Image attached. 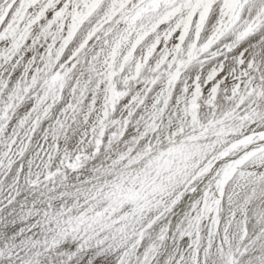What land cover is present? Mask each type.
<instances>
[{
	"label": "rangeland",
	"instance_id": "obj_1",
	"mask_svg": "<svg viewBox=\"0 0 264 264\" xmlns=\"http://www.w3.org/2000/svg\"><path fill=\"white\" fill-rule=\"evenodd\" d=\"M262 40L264 0H0V264H264Z\"/></svg>",
	"mask_w": 264,
	"mask_h": 264
},
{
	"label": "bare ground",
	"instance_id": "obj_2",
	"mask_svg": "<svg viewBox=\"0 0 264 264\" xmlns=\"http://www.w3.org/2000/svg\"><path fill=\"white\" fill-rule=\"evenodd\" d=\"M111 1V0H110ZM172 2V1H171ZM174 2V1H173ZM166 8V7H165ZM160 25V24H159ZM167 26H169V25H167ZM172 29V28H171ZM167 30V29H166ZM162 31V30H161ZM168 31V30H167ZM161 33V32H160ZM165 33V32H164ZM132 36V35H131ZM166 37V36H165ZM173 40V39H172ZM264 42V40H262V41H260V42H257L255 45L253 44V47H255L254 49H253V51H251L250 50V48L248 47V46H252V45H247V46H245L244 47V49H242V52H243V54L244 55H241L240 57H239V59H241L242 61H247V60H249L251 57H260V58H262V62H263V64H264V47H263V43ZM125 47V46H124ZM241 52V51H240ZM261 61V60H260ZM239 63V62H238ZM242 67V66H241ZM251 67V66H250ZM239 68H240V66H239ZM239 68H238V71H239ZM244 68V67H243ZM246 68V67H245ZM249 68V67H248ZM247 68V69H248ZM241 69V68H240ZM234 70H235V68H234ZM237 71V72H238ZM243 72H244V70H242ZM241 72V71H240ZM229 75V74H228ZM238 75H239V73H238ZM241 76V75H240ZM243 76V75H242ZM237 77V76H236ZM237 78H239V77H237ZM219 79V78H218ZM240 79V78H239ZM235 80V79H234ZM229 82H233V80L232 79H229L228 80ZM225 85V84H224ZM227 86V85H226ZM201 88V87H200Z\"/></svg>",
	"mask_w": 264,
	"mask_h": 264
}]
</instances>
